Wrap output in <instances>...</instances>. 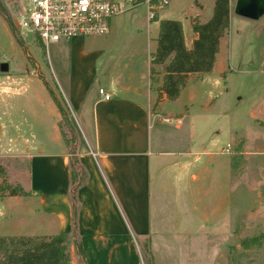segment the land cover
Returning a JSON list of instances; mask_svg holds the SVG:
<instances>
[{"label": "crops", "instance_id": "obj_1", "mask_svg": "<svg viewBox=\"0 0 264 264\" xmlns=\"http://www.w3.org/2000/svg\"><path fill=\"white\" fill-rule=\"evenodd\" d=\"M18 2L0 0V29L3 35H12L10 24L17 30L18 28L17 20L2 13V6ZM178 2L171 0L167 7L156 12L153 19H149L146 5L136 7H141V10L134 13V23L128 30L135 43L128 56L108 55L104 52L111 48L110 37L116 33L119 24L115 22L117 16L110 20L108 34L93 38H110L102 41L103 45L100 47L103 48L94 54L85 52L84 44L79 41L81 37L67 41L71 51L65 60L68 72L62 71L59 64L60 75L57 82L60 92L57 93L65 100L72 112L71 121L78 128L77 157L86 172V179L76 193V237L73 236L71 154L61 130L63 116L55 102L57 96L47 83L25 75H35L38 66L35 62L31 64V71V65H21L11 71V62H8L9 71L0 72V107H4L6 96L12 91H8L4 85L11 86L13 83L10 80H16L17 83L14 84L21 87L18 93L25 94L24 98L31 101L27 102V110L32 120L40 127H45L42 130L45 132L42 142L33 146L27 142L23 152L17 156H0V159H26L29 174L28 196H0V200L11 198L19 202L23 199L22 205L29 207L30 214L45 220V231L46 225L53 231V234L42 235L67 236L72 264H128L124 256L125 244L132 245L135 238L144 241L145 250L150 255V264H154L156 258H153V242L157 234L153 232L152 225V164L159 166L156 168L160 174L156 180L158 191L166 188V180L168 184L171 180L175 182L169 184L171 188H180L181 164L173 165L169 162L167 165L163 158L190 155V152L184 151L191 134L190 126L185 125V116L178 117L181 113L173 111V104L181 99L190 82L199 81L210 74L190 75L180 96L174 101H170L160 90L165 66H156V73L154 77L151 76L152 55L157 47L161 21H180L185 45L191 49L198 37L193 31V22L198 20L206 23L213 16L215 0H191L187 3V9L182 7V10L174 7ZM235 5L236 2L230 0V24ZM263 27L261 30H264ZM226 35L227 32L220 40L216 56V63L222 62L221 69L225 67L226 61L223 53ZM145 49L148 53L146 59H143ZM260 69L264 73V54ZM19 78H22L21 81ZM100 89L110 95L109 100L100 94ZM5 116L6 112L0 115V136L4 130ZM158 147L168 150L157 152ZM203 153L206 152L195 154ZM231 170L230 163L225 171L228 180H231ZM211 173L212 169L202 165L198 167L197 173L189 174L185 180L187 192L198 188L196 193L202 189L208 195ZM159 222L162 223L163 220ZM18 229L21 228H14L13 231ZM179 229L180 225L175 229L168 228V231L176 234ZM13 235L15 236L10 233L0 234V238L45 237L34 230ZM148 246L150 251H147ZM99 252L102 257H99Z\"/></svg>", "mask_w": 264, "mask_h": 264}, {"label": "rangeland", "instance_id": "obj_2", "mask_svg": "<svg viewBox=\"0 0 264 264\" xmlns=\"http://www.w3.org/2000/svg\"><path fill=\"white\" fill-rule=\"evenodd\" d=\"M18 1L11 6H2V13L17 21L24 14L27 0ZM178 1L174 4L177 10L187 9V3L191 2ZM140 10L141 7L117 16L115 22L119 24L116 33L110 37L111 48L103 49L106 54L128 56L130 48L135 45L128 30L134 23V13ZM263 25L264 16L252 21L233 12L223 46L225 67L221 69L222 62H217L210 74L190 82L181 99L173 104V111L181 113L178 117L185 116V125L190 126L191 135L184 151L190 155L163 158L167 165L181 164L179 189L171 188L169 184L173 181L168 184L166 180V188L158 191L156 180L160 174L156 168L159 166L152 164V225L157 234L153 242L154 264H264V73L260 71L264 54ZM10 28L13 31L10 36L3 35L0 29V63L3 61L9 65L11 62L10 70L14 71L21 65L29 66L35 62L38 65L35 75H25L47 83L71 119L72 112L59 96L57 82L59 64L62 71L68 72L65 60L71 53L69 43L62 40L47 49L36 35L30 32L22 35L13 24ZM93 38L79 40L86 53L94 54L103 48L100 47L102 41L110 39ZM147 53L145 49L143 59ZM29 70H33L32 65ZM12 81L13 85H4L12 91L7 94L4 107H0V115L6 112L5 120H2L0 156L10 157L22 153L27 142L33 146L42 142L45 136L42 132L45 127H40L28 113L27 102L31 101L24 98L25 94L18 93L21 87L14 84L16 80ZM253 117L261 120L255 121ZM64 131L69 139L77 135L70 132L68 125L64 126ZM227 146L230 153H225ZM156 150L168 149L158 147ZM198 152L206 153L195 154ZM3 161L0 165L7 180L0 178V193L7 182L9 186H21L27 192V160L12 158L9 162ZM230 163L232 174L228 180L225 171ZM202 165L212 169L208 195L202 189L196 193L198 188L188 193L185 180L189 174L197 173ZM22 203L23 199L19 202L11 198L0 200V234L15 236L13 234L28 230L40 235L53 234L48 225L45 231V220L30 214L29 207ZM178 225L181 226L179 233L168 231ZM14 228L21 229L13 231ZM17 238L0 239L8 245ZM99 255L102 257L101 252ZM124 256L128 264H150V255L140 238H135L132 245L125 244Z\"/></svg>", "mask_w": 264, "mask_h": 264}, {"label": "trees", "instance_id": "obj_3", "mask_svg": "<svg viewBox=\"0 0 264 264\" xmlns=\"http://www.w3.org/2000/svg\"><path fill=\"white\" fill-rule=\"evenodd\" d=\"M230 11V0H215L212 18L206 23H200L198 20L193 22V31L197 33L198 37L191 49L185 45L183 25L180 21H161L157 47L152 55L151 76L154 77L156 66H165V75L160 90L166 94L170 101H174L180 96L181 90L186 85L190 75L208 74L213 71L220 40L229 28ZM55 102L63 116L61 130L71 154L73 236L76 237L78 211L76 193L86 179V172L77 157L76 144L79 139V132L56 97ZM67 125L70 127V132L77 134L76 137L70 139L67 137L64 131V126ZM3 160L9 162V159H0L1 162ZM0 178L7 180L2 165H0ZM6 184L5 188L1 189L0 196L29 195L21 186H9L8 182ZM77 244L79 245V243ZM147 251H150L149 246ZM0 264H72L67 236L18 237L8 245L4 239H0Z\"/></svg>", "mask_w": 264, "mask_h": 264}, {"label": "built area", "instance_id": "obj_4", "mask_svg": "<svg viewBox=\"0 0 264 264\" xmlns=\"http://www.w3.org/2000/svg\"><path fill=\"white\" fill-rule=\"evenodd\" d=\"M169 3L170 0H27L17 28L22 35H36L48 49L62 40L106 35L113 17L140 5L148 7L149 19H153ZM100 94L110 99L103 89ZM225 152H229L228 147Z\"/></svg>", "mask_w": 264, "mask_h": 264}, {"label": "water", "instance_id": "obj_5", "mask_svg": "<svg viewBox=\"0 0 264 264\" xmlns=\"http://www.w3.org/2000/svg\"><path fill=\"white\" fill-rule=\"evenodd\" d=\"M234 12L237 16L257 21L264 16V0H237ZM9 65L0 63V72H8Z\"/></svg>", "mask_w": 264, "mask_h": 264}]
</instances>
